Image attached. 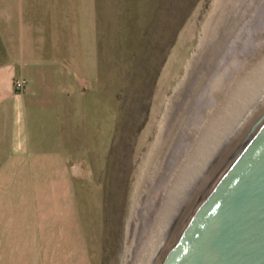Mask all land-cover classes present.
<instances>
[{"label":"crops","instance_id":"crops-1","mask_svg":"<svg viewBox=\"0 0 264 264\" xmlns=\"http://www.w3.org/2000/svg\"><path fill=\"white\" fill-rule=\"evenodd\" d=\"M99 79L95 0H0V264H61L83 249Z\"/></svg>","mask_w":264,"mask_h":264},{"label":"rangeland","instance_id":"rangeland-1","mask_svg":"<svg viewBox=\"0 0 264 264\" xmlns=\"http://www.w3.org/2000/svg\"><path fill=\"white\" fill-rule=\"evenodd\" d=\"M216 1L95 0L100 79L93 113L102 142L95 141L94 158L84 149L87 167L95 160L94 179L79 180L84 247L61 264H120L138 174Z\"/></svg>","mask_w":264,"mask_h":264},{"label":"bare ground","instance_id":"bare-ground-1","mask_svg":"<svg viewBox=\"0 0 264 264\" xmlns=\"http://www.w3.org/2000/svg\"><path fill=\"white\" fill-rule=\"evenodd\" d=\"M213 4L137 173L120 264H155L179 215L264 99V0Z\"/></svg>","mask_w":264,"mask_h":264},{"label":"water","instance_id":"water-1","mask_svg":"<svg viewBox=\"0 0 264 264\" xmlns=\"http://www.w3.org/2000/svg\"><path fill=\"white\" fill-rule=\"evenodd\" d=\"M155 264H264V99L179 215Z\"/></svg>","mask_w":264,"mask_h":264},{"label":"built area","instance_id":"built-area-1","mask_svg":"<svg viewBox=\"0 0 264 264\" xmlns=\"http://www.w3.org/2000/svg\"><path fill=\"white\" fill-rule=\"evenodd\" d=\"M27 83L26 80L23 78H15L14 80V86H15V90L17 92H22L25 87H26Z\"/></svg>","mask_w":264,"mask_h":264}]
</instances>
